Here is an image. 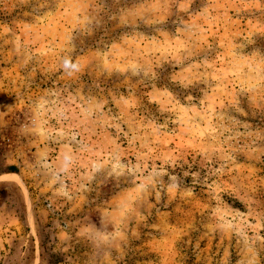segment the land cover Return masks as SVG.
I'll return each mask as SVG.
<instances>
[{
  "label": "rangeland",
  "instance_id": "obj_1",
  "mask_svg": "<svg viewBox=\"0 0 264 264\" xmlns=\"http://www.w3.org/2000/svg\"><path fill=\"white\" fill-rule=\"evenodd\" d=\"M0 264H264V0H0Z\"/></svg>",
  "mask_w": 264,
  "mask_h": 264
}]
</instances>
